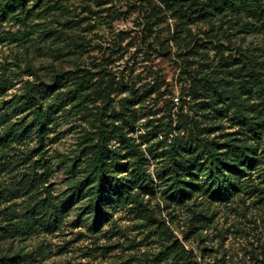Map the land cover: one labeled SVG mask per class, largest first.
Returning a JSON list of instances; mask_svg holds the SVG:
<instances>
[{
  "label": "rangeland",
  "instance_id": "rangeland-1",
  "mask_svg": "<svg viewBox=\"0 0 264 264\" xmlns=\"http://www.w3.org/2000/svg\"><path fill=\"white\" fill-rule=\"evenodd\" d=\"M6 11L0 17V114L14 95L33 84L59 79L70 87V76L85 75L90 100L76 106L77 101L65 100L67 89L62 88V96L47 101L59 106L48 117L51 124L41 144L37 131H18L23 134L16 141L0 144V229L10 217L25 223L24 210L40 189L64 206L72 203L55 233L9 237L0 230V264H264V181L259 174L264 171V129L249 131L227 118L208 120L215 113L202 103L209 100L190 96L192 89L202 90L204 76L237 89L242 82L227 76L232 68H215L219 56L213 46L219 43L226 57L237 60L238 47L264 50V35L224 34L200 22L176 36L178 20L157 0H28L24 8ZM211 34L215 38L206 36ZM245 80L249 88V77ZM254 97L225 100L216 109L227 113L228 108L229 116L246 109L248 117H256ZM123 103L131 111L121 108ZM97 112L107 122L117 119L122 130L96 131ZM123 114L131 117L130 125ZM194 119L201 128L215 130L189 131ZM191 133H205L223 145L232 139L258 152V170L240 192L224 201L196 188L188 197L173 196L165 155ZM98 146L127 163L122 177L130 178L141 166V177L150 182L134 187L138 203L120 205L95 227L90 194L80 190L92 186ZM33 175L38 187L29 194L26 183Z\"/></svg>",
  "mask_w": 264,
  "mask_h": 264
},
{
  "label": "trees",
  "instance_id": "trees-1",
  "mask_svg": "<svg viewBox=\"0 0 264 264\" xmlns=\"http://www.w3.org/2000/svg\"><path fill=\"white\" fill-rule=\"evenodd\" d=\"M27 1L0 0V17L7 15L6 9H9V12H14L17 7L24 8ZM157 1L164 5L172 18L178 20L179 25L177 24L174 28V35L176 34V36L179 29L180 32H183L184 29H188L190 24L200 22L207 23L212 29L216 28L218 32H223L224 34L264 35V0ZM153 8L158 9V12H162L161 7L156 4L153 5ZM147 17L151 20L150 16ZM148 24L149 22L147 26ZM206 36L211 39L215 38L213 34ZM213 50L219 56V61L215 68L219 69L220 72H225L224 68H232L227 76L232 78L233 82L236 80V83L240 81L242 83L237 89L228 90L223 86L220 87L219 82L215 79L204 76V78H200L206 80L203 83L202 90L192 89L190 96L209 100L206 102L204 100L202 103V105H207L205 108L215 113L212 117L207 116L208 120L212 119L215 122L218 118H227L230 121L235 120L236 124H242L249 131L264 129V50L255 48L249 49L247 52L238 47L236 48L237 60L231 56L226 57L219 43L213 46ZM256 51L260 53H255ZM246 76L249 77V82L251 81L249 88L244 84L247 81L245 80ZM68 79L71 80V83L68 82L70 87L64 84L65 81L58 79L52 80L49 85L45 86L33 84L26 93L14 95V98L7 105L8 108L5 107L7 111L0 114V129L2 128L0 131H8L4 136H0V144L2 142L16 141L23 134L18 131H37V138L41 144L43 142L41 135L43 131H46L47 126L51 124L48 121V117L52 113H56L59 106V104L47 103V101L62 96L63 94L60 93L62 88L67 89L65 91V100L77 101L76 106H84L88 103L90 100L89 85L85 80V75L70 76ZM243 95L255 96L256 104L254 106L259 108V113H257L256 117H248L245 113L246 109L243 112L234 111L231 116H229L230 110L228 108L226 109L227 113L223 112L221 108L216 109L219 103H224L225 100H234V98L240 99ZM44 104L46 105L44 106ZM128 106V103H123L121 108L131 111ZM200 110L204 109L201 107ZM20 114L25 115L21 118H16L12 122L13 117H18ZM101 116L103 115L97 112L96 122L99 120V125L95 127L96 131L122 130V128H118L115 125L114 120L117 121V119L107 122ZM128 116V114H123L122 120L125 124L130 125L131 117ZM117 117L120 116H115V118ZM190 124L189 131L215 130V127L210 126L206 129L201 128L196 119L192 120ZM205 135V133H191L186 142L174 144L167 155H165V161L169 163L168 167H166L169 171L167 179L169 178V181L172 182V191L175 192L173 196L177 198L188 197L193 194L194 191L192 190L196 188L197 190L204 189L205 193L218 201L228 200L237 192H240L243 183H247L253 172L258 170L257 167L261 157L255 149L249 146L232 144V139L227 140L226 142L228 143L225 142L223 145V143L219 144L216 138L210 139ZM220 146L225 147L223 149ZM94 152L95 167L92 186L88 190H80V192L87 191L90 194V220L94 222L96 227L100 223L106 222L111 212L120 207V205L138 203L139 196L138 193H133L134 187L137 184L150 182V180L146 177L142 178L145 172L141 166H138V168L128 174L130 178L127 175L122 177L121 174L125 172L123 170L128 173L129 169L127 170L126 162L120 163L116 159L120 155L115 152H111L108 155L106 147L103 146H98V149ZM111 164L116 165L117 169L111 168ZM30 165H32V169H37L38 161H33ZM259 171L264 181V171L262 169H259ZM200 174L204 177V180L197 183L196 179ZM32 178L33 180L30 178L29 182L26 183V190L29 194L38 187L35 184L34 175ZM167 179L163 178L161 180L166 183ZM167 185L169 186V183ZM43 190L40 189V191L34 193L32 195L34 198L30 197L28 206L24 210L25 223L19 221L20 219L16 217H7L5 227L0 230L9 237L36 234L40 233L39 231L45 234L58 231L67 216V207L71 206L72 203L68 202L64 206L50 192L46 193ZM8 261L13 263V258L8 259ZM17 262H20V260ZM176 264L186 263L180 260ZM189 264H193V262Z\"/></svg>",
  "mask_w": 264,
  "mask_h": 264
}]
</instances>
